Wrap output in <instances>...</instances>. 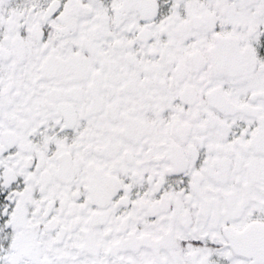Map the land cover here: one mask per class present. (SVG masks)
<instances>
[{"label": "snow or ice", "instance_id": "snow-or-ice-1", "mask_svg": "<svg viewBox=\"0 0 264 264\" xmlns=\"http://www.w3.org/2000/svg\"><path fill=\"white\" fill-rule=\"evenodd\" d=\"M0 264H264V0H0Z\"/></svg>", "mask_w": 264, "mask_h": 264}]
</instances>
